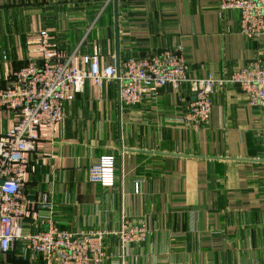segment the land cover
<instances>
[{
	"label": "crops",
	"instance_id": "1",
	"mask_svg": "<svg viewBox=\"0 0 264 264\" xmlns=\"http://www.w3.org/2000/svg\"><path fill=\"white\" fill-rule=\"evenodd\" d=\"M218 0H0V87L28 63L46 31L68 56L96 55L102 66L183 48L192 79H226L260 62L264 37L239 32L236 12ZM191 88L165 86L124 106L118 84L89 83L64 106V119L40 130L29 154L26 193L45 200L26 220L70 234L102 233L104 264H264V107L237 85L216 87L207 124L182 117ZM14 124L0 111V136ZM114 158V181H88V169ZM144 224L145 241L123 247L122 226ZM20 246L0 264H40Z\"/></svg>",
	"mask_w": 264,
	"mask_h": 264
},
{
	"label": "built area",
	"instance_id": "2",
	"mask_svg": "<svg viewBox=\"0 0 264 264\" xmlns=\"http://www.w3.org/2000/svg\"><path fill=\"white\" fill-rule=\"evenodd\" d=\"M220 17L236 12L240 34L253 40L264 37V0H218ZM28 49L26 66L12 72L0 87V111L12 112L13 126L0 136V255H10L20 246L21 257L40 264H104L107 256L102 233L70 234L53 224L31 232L26 220L45 200L31 201L26 193L29 154L36 150L40 130L54 128L64 119V106L72 102L89 83L96 89L105 83L118 84V99L124 106L141 104L148 95H157L165 86L179 90L187 84L193 94L182 121L192 128L207 124L216 87L237 85L250 106L264 107V68L255 62L234 71L226 79H192L189 66L178 47L146 59L128 58L102 66L96 55L68 56L48 42L46 31ZM264 152V137L262 138ZM88 181L102 187L113 186L114 158L102 157L88 169ZM144 224L122 226L117 233L121 246L144 240Z\"/></svg>",
	"mask_w": 264,
	"mask_h": 264
},
{
	"label": "rangeland",
	"instance_id": "3",
	"mask_svg": "<svg viewBox=\"0 0 264 264\" xmlns=\"http://www.w3.org/2000/svg\"><path fill=\"white\" fill-rule=\"evenodd\" d=\"M143 241H145V239Z\"/></svg>",
	"mask_w": 264,
	"mask_h": 264
}]
</instances>
